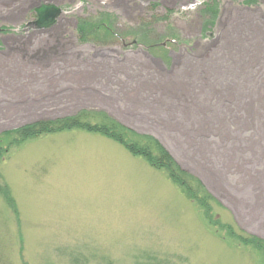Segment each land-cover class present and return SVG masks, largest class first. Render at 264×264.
<instances>
[{"label":"rangeland","instance_id":"obj_1","mask_svg":"<svg viewBox=\"0 0 264 264\" xmlns=\"http://www.w3.org/2000/svg\"><path fill=\"white\" fill-rule=\"evenodd\" d=\"M43 4L62 13L38 29ZM259 7L264 0H0V186L14 201L0 193V264H264L261 120L230 123L246 133L234 132L239 164L226 167L214 186L190 159L189 128L201 123L169 108L195 96L208 104L191 70L206 71L204 51L222 23L221 41L229 46L243 25L238 17L252 18ZM108 13L121 20L127 42L138 39L136 46H108L106 32L82 40ZM253 20L246 30L264 33V23ZM172 40L179 44L159 47ZM221 79L214 80V97L228 91ZM213 100L209 112L230 111ZM85 112L157 140L186 173L215 194L223 191L216 203L208 201L210 220L165 171L100 135L70 130L7 149L6 134ZM218 116L210 117L220 126L229 120ZM217 130L226 128L190 132L196 145L208 138L217 144ZM240 237L259 239L261 249Z\"/></svg>","mask_w":264,"mask_h":264},{"label":"crops","instance_id":"obj_2","mask_svg":"<svg viewBox=\"0 0 264 264\" xmlns=\"http://www.w3.org/2000/svg\"><path fill=\"white\" fill-rule=\"evenodd\" d=\"M253 12L254 15H256L252 18L264 23V8L259 7ZM251 16L245 15L238 17L240 22L243 23V25L239 24L238 39L235 38L238 43L231 42L229 46H226L225 42L222 43L221 41L222 34L226 30V25L222 23L221 33H219V35L217 34L213 45L208 46L204 51L205 56L202 61L207 63L205 66L206 71L203 69L200 71V74H196L195 71L193 72L192 70L190 72V81L193 76L197 77L200 75V80L198 82L202 85L203 92L207 93L202 94V96L204 100L208 98V100H206L208 104L203 106L195 96L194 98H188L182 107L169 106V108L177 111L182 108L181 110L185 111L183 112L190 121L196 119L194 120L195 122H198L197 120H199L201 123H199V128L193 125L192 129L189 128L190 138L188 140V145L190 159H192V161L193 159L196 160V164L198 163V167H200L202 178L210 181L214 186L215 184L218 185L221 182L223 175L226 176L230 171V169H227L226 167L234 166L235 168L239 164V161L236 160L237 157L233 152L237 149V144L239 143L238 140L236 141L235 135L237 134L234 132L239 131V136H241L244 129L233 128L230 123L236 127V125L241 123L243 119L255 118L261 120V125H264V33H261L260 31L254 36V31L248 32L246 30V28L251 27L249 25L252 21V18H250ZM238 44L240 45V48L238 49V53H235V47H237ZM243 44H248V46L242 47ZM186 55L189 54L185 53L184 56ZM191 56L196 58L192 54ZM176 64L177 62L174 65ZM172 69V72L169 73L171 76H173L176 67L173 66ZM164 70L166 71V69ZM166 72L169 71L167 70ZM220 77H222L220 82L222 80L225 81L226 86H228V91L224 93H216V97H214V80ZM198 92H200V90H198ZM214 98H218V100L222 102L220 104H222L224 108L230 109V111L228 112L226 109L227 111L222 112L221 108H217L216 113L209 112L210 109H213ZM220 113L226 116V119H229V123L224 121L223 126H220L213 122L210 116L215 115V118H221L218 116ZM203 124L205 125L203 126ZM217 127L219 129L226 128L225 132L217 130V134H220V137L215 136L219 139L217 144H214L216 143L214 140L211 141L212 138L202 140L200 145L194 144L195 140L191 133L194 132V129L195 131H198L199 134H209L213 132H208V130H215ZM229 148L230 152L232 149L231 153H227ZM222 150H226V154L219 157V154L217 153ZM212 157L216 159H212ZM223 158L224 162L222 161ZM193 163L195 164L194 161ZM214 186L211 187V189L215 191ZM222 192L219 193L221 194Z\"/></svg>","mask_w":264,"mask_h":264},{"label":"trees","instance_id":"obj_3","mask_svg":"<svg viewBox=\"0 0 264 264\" xmlns=\"http://www.w3.org/2000/svg\"><path fill=\"white\" fill-rule=\"evenodd\" d=\"M212 14L216 16L217 10L213 9ZM118 25L119 20L117 17L109 13L105 14L99 26L92 28L89 32L84 31V38L82 40L86 37L93 36L96 32H101V34L106 32L107 38L105 39L107 43H112L111 41H125L128 36L118 31ZM135 40L138 43V39ZM70 130H80L105 137L121 145L134 157L144 159L153 169L165 171L172 183L179 187L191 202L197 203L204 212H206V219L210 217L208 213L211 209L208 201L212 200V198L199 180L186 173V171L177 164L172 155L157 140L148 136L139 137L107 116L85 112L79 113L73 118L44 121L32 126L22 127L15 131V133L6 134V136H8L6 138L10 141L7 149L15 145L20 146L29 140L44 135H57ZM3 153L4 152L0 151V162L2 161ZM0 193L3 194L5 198L8 197L6 199L9 204L14 203L10 198L11 195L8 189L0 186ZM239 239L241 242L254 245L256 248L261 249V243L258 241L259 239L255 237L252 239L240 237Z\"/></svg>","mask_w":264,"mask_h":264},{"label":"water","instance_id":"obj_4","mask_svg":"<svg viewBox=\"0 0 264 264\" xmlns=\"http://www.w3.org/2000/svg\"><path fill=\"white\" fill-rule=\"evenodd\" d=\"M62 11L54 5L43 4L36 9L38 20L34 27L38 29H47L51 27Z\"/></svg>","mask_w":264,"mask_h":264}]
</instances>
